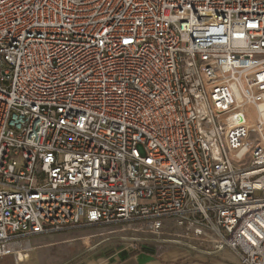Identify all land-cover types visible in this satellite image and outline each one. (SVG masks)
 <instances>
[{"label":"built area","instance_id":"1","mask_svg":"<svg viewBox=\"0 0 264 264\" xmlns=\"http://www.w3.org/2000/svg\"><path fill=\"white\" fill-rule=\"evenodd\" d=\"M94 225L264 264V0H0V264Z\"/></svg>","mask_w":264,"mask_h":264},{"label":"rangeland","instance_id":"2","mask_svg":"<svg viewBox=\"0 0 264 264\" xmlns=\"http://www.w3.org/2000/svg\"><path fill=\"white\" fill-rule=\"evenodd\" d=\"M113 231V227L94 225L36 237L32 240L37 248L33 254V264H85L88 257L109 252H113L112 256L120 255L116 257L122 259L123 253H118L124 244L117 240L118 235L113 234ZM152 249L155 251L153 255L142 252L126 256L133 258L145 254L160 258L167 264H237L235 257L228 252L205 257L176 246ZM5 264H14L13 259L9 258Z\"/></svg>","mask_w":264,"mask_h":264},{"label":"crops","instance_id":"3","mask_svg":"<svg viewBox=\"0 0 264 264\" xmlns=\"http://www.w3.org/2000/svg\"><path fill=\"white\" fill-rule=\"evenodd\" d=\"M120 256V255H116ZM116 256L108 257L107 254H101L99 256L88 257L85 264H167L160 258L154 256L141 254L133 258L117 259ZM121 258V257H120Z\"/></svg>","mask_w":264,"mask_h":264},{"label":"trees","instance_id":"4","mask_svg":"<svg viewBox=\"0 0 264 264\" xmlns=\"http://www.w3.org/2000/svg\"><path fill=\"white\" fill-rule=\"evenodd\" d=\"M144 253H149V254L153 255V253H151V251H149V250H145ZM107 255H108V257H111V256L113 255V252H109V253H107ZM127 258H130V257H127L126 254H123V255H122V259L125 260V259H127Z\"/></svg>","mask_w":264,"mask_h":264}]
</instances>
